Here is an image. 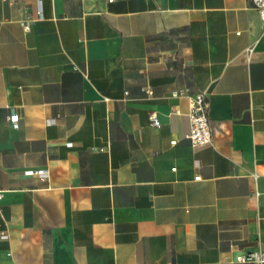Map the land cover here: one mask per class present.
<instances>
[{"label":"crops","instance_id":"crops-1","mask_svg":"<svg viewBox=\"0 0 264 264\" xmlns=\"http://www.w3.org/2000/svg\"><path fill=\"white\" fill-rule=\"evenodd\" d=\"M197 92L213 129L201 147L187 137ZM0 188V264H264L238 260L264 251L258 9L0 0Z\"/></svg>","mask_w":264,"mask_h":264},{"label":"built area","instance_id":"built-area-1","mask_svg":"<svg viewBox=\"0 0 264 264\" xmlns=\"http://www.w3.org/2000/svg\"><path fill=\"white\" fill-rule=\"evenodd\" d=\"M253 5L258 9L262 24L264 26V0H251ZM40 16L42 13L40 12ZM33 21L31 16H26L21 20L25 29L30 28V24ZM146 91L148 93H153V89L150 85L147 86ZM185 93L184 89L176 88L172 91L173 96H180ZM210 112V100L205 92H197L196 94L190 96L189 111L188 116L190 118V131L187 137L191 140V143L195 147L205 146L210 144L213 140V129L210 124L209 118ZM151 121L153 125L159 126L160 120L158 118L157 112H151ZM13 128H18L19 126V114L12 113L9 116ZM55 118H51L49 122H55ZM177 140L173 139L172 143H176ZM72 145V142L68 143ZM175 169V168H174ZM27 173L36 174L41 178H46L49 175L48 169H31ZM195 179H201V175H196ZM4 195V189L0 188V198ZM9 232L4 229L0 231V239L8 238ZM238 260L242 262H264V251L262 252H248L238 256Z\"/></svg>","mask_w":264,"mask_h":264}]
</instances>
